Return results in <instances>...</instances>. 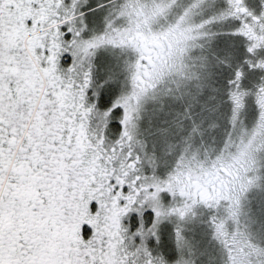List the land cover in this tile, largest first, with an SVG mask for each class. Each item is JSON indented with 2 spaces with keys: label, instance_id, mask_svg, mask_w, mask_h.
Returning <instances> with one entry per match:
<instances>
[{
  "label": "snow or ice",
  "instance_id": "snow-or-ice-1",
  "mask_svg": "<svg viewBox=\"0 0 264 264\" xmlns=\"http://www.w3.org/2000/svg\"><path fill=\"white\" fill-rule=\"evenodd\" d=\"M0 264H264V0H0Z\"/></svg>",
  "mask_w": 264,
  "mask_h": 264
}]
</instances>
